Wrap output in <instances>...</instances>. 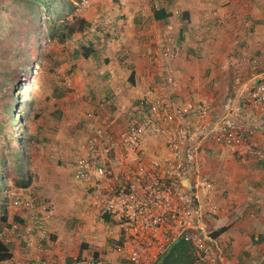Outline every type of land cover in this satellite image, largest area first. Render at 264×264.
Masks as SVG:
<instances>
[{
  "label": "rangeland",
  "instance_id": "rangeland-1",
  "mask_svg": "<svg viewBox=\"0 0 264 264\" xmlns=\"http://www.w3.org/2000/svg\"><path fill=\"white\" fill-rule=\"evenodd\" d=\"M68 1L77 3L78 7L74 14L90 24V31L87 32L88 29H84L83 33L73 36L71 40L65 41L63 44H56L53 38H50L41 27L42 20L38 18L31 27L27 26L25 28V25H28L27 23L31 21V15L22 7L15 6L10 0H0V23L3 26L8 23L11 29L23 31L20 33L22 35L20 40V34L15 35L17 39H13L12 45L4 48L0 47V89L2 90L3 73L10 69H15L17 64H20V66L28 64L31 67L35 66V68H38V77H40V82L44 83V87L43 89L41 87L40 92L43 93L45 90L39 103L41 107L49 90L48 88L53 85L58 87L63 99L60 101L61 104L56 106L58 108V112L55 115L57 117L56 126L50 128L53 136L43 138L45 142L41 140L40 145L35 141H31L26 151L30 157V168L33 169L34 167L37 171L41 161L39 155L42 151L40 150L42 147L46 148V152H48V167L46 166L45 169L46 179H50L51 172L56 170V176L60 174L65 188L76 190L77 193L74 194V197L78 198L76 201L84 204L88 199L89 191L83 185L85 183L79 184L73 178L75 163L79 158H86L90 162L94 161L97 166L104 167L107 171V176L103 183L109 188H115V177L120 179L126 176L123 172L126 169L125 167L134 168L141 161L148 163L153 158H162L171 135V127L164 125L161 119L165 108L162 107L161 109V107H157L155 106L156 104L154 105L150 102L147 90H151L156 95V98H154L156 99L155 102L162 100L165 103L163 105H170L171 114H173L175 106H184L188 102L196 105L200 100H195L193 97H186L183 100L179 99L178 93L175 95L176 90H173L174 83L177 82V80H174L176 76L169 72L168 69L164 70L166 68L163 65L165 62L148 60V51H160L163 55V45H156L155 43L151 47L135 45L137 38L134 35H137L138 32H143V35L151 32L148 25L151 24L149 13H151L152 8L166 5V0H127L125 5H122L118 0ZM110 4L116 9L118 8V15L114 16L117 17V20L112 17L107 22V24L111 25V27L109 26L111 30L108 34L110 36L104 39L102 38V35H104L103 31L100 29L104 27L102 24L104 19L108 18L106 17L105 8L109 7ZM123 8H127L128 11L130 9L131 16L129 18H127L126 14H122ZM137 8H141V19L145 21L135 33L132 28L134 20L132 13ZM136 25L138 27V24ZM165 31V29L157 33L152 31L154 34L152 38H157L158 34L162 38L169 36ZM38 38H40L39 53H37L35 46ZM89 43H93L95 52L88 60H76L75 53L83 46L88 47ZM198 55H200L199 50ZM139 61H141L142 67L139 66V68L143 70L144 79L143 81L141 80L139 83L140 87L137 88L126 82L125 75L137 67ZM19 71L22 74L20 75V91L24 92L26 90L23 95L26 96V100H29L26 113L29 114L28 118L30 119L32 110L29 112V105L32 104L33 108L35 102L37 103L39 100L35 93L31 95L32 88L35 87L36 73L32 71L27 75L23 69ZM239 76L242 79L244 78L241 75H236L235 78ZM227 80L229 81V79ZM29 83L32 85H29ZM13 85H16V82ZM45 86H47V89ZM137 89H146V91L140 90L141 92H139ZM235 94V89L233 88L231 91L223 89L218 93L217 99L221 100L219 102L222 104L226 97ZM29 98H32V100L30 101ZM212 106L215 113H218L220 106H214L213 104ZM189 116L191 120L195 119L193 115L190 114ZM175 120L181 121V116L176 114ZM1 124L3 123L1 122ZM26 125L29 124L27 123ZM132 125L141 130L139 143L136 147L129 148L124 146V144H119L116 149L113 148L105 154L104 149L107 148V143L101 140L96 145L95 151L89 150L90 140L95 135L96 130L99 129L103 134L109 133L111 141L115 143L116 138L119 135H125ZM18 136L24 138L26 134L22 132ZM2 137L0 133V147L3 145ZM108 144L110 143L108 142ZM215 146H217L215 143L209 141L204 148L202 175L207 178V181H210L211 185H213L215 180L219 185L218 178H215L216 176L218 177L219 171L218 169L214 171L219 165L224 170L222 183L226 185L230 180V176L232 178H234V175L238 176L233 174V171L239 165L234 163L233 157V160L228 159V156L224 153V148ZM120 152L123 155V161L115 159L116 154L118 155ZM217 156L221 157V160ZM255 166L260 169L259 163ZM239 168L240 166L237 169ZM31 169L30 172L32 171ZM251 180V176L246 177V182ZM8 184L15 185L13 181H8ZM138 186L144 188L146 184L140 183ZM217 187L216 191H221V201L228 202L230 190H225L223 185L220 188L219 186ZM239 192L244 195V187H241ZM259 192L261 193L262 191ZM0 195L2 199L9 202V197L4 189ZM66 199L69 200L67 196ZM92 205L94 207L93 215L99 218L101 215L97 206L95 204ZM4 208L5 206L2 207L0 199V215L3 214ZM231 210L232 208L228 204L227 208L222 204L217 212H214L212 208L209 211H205L204 230L207 237L215 238L213 237L214 234L220 229L228 227L231 221L229 219ZM87 220L84 215L82 220L70 217L69 219L63 218L61 223L66 224L65 229L70 228L75 232H79L80 230H85ZM220 245L225 246L222 242ZM225 250L227 257L231 260L232 255L229 248L226 247ZM235 263L237 264L238 262Z\"/></svg>",
  "mask_w": 264,
  "mask_h": 264
},
{
  "label": "crops",
  "instance_id": "crops-1",
  "mask_svg": "<svg viewBox=\"0 0 264 264\" xmlns=\"http://www.w3.org/2000/svg\"><path fill=\"white\" fill-rule=\"evenodd\" d=\"M126 2L121 4L125 5ZM162 7L170 17L166 23L157 21L151 10L149 13L151 24L148 25L151 32L144 34L145 38L143 32L134 35L145 21L141 19V8L134 10L133 35L137 38L136 46L151 47L155 43L163 45V51L169 47L172 57L166 58L160 51H148V60L165 62L164 70L168 69L176 76L174 80L177 82L174 83V88L173 84L171 86L176 90L175 95L178 93L179 99L193 97L195 100H205L214 106H220L218 93L223 89L227 91L235 89L236 75H241L244 80L257 78L264 83V0H173L171 3L152 9ZM117 9L112 4L105 8L108 18L105 17L106 20L104 19L102 23L104 27L100 29L103 31L104 39L110 36L108 34L111 25L107 22L112 17L117 20V17H114L118 15ZM122 14H126L129 18L130 9L128 11L127 8H123ZM162 29H165V33L169 36L162 38L158 34L157 38L153 39L152 31L157 33ZM139 66L141 61L125 75L126 82L137 88L144 79L143 70ZM55 88L53 86L46 93L39 119L30 129L33 133H39L42 142H45L43 138L53 136L50 128L56 126L55 114L58 112L56 106H59L63 99L54 98L59 93ZM137 90L146 91V89ZM147 92L149 100L155 101L156 95L151 90ZM248 111L250 114L253 112L251 109ZM254 140L264 148V137L260 133L256 134ZM223 150L228 159L233 157L234 163L240 166L239 169H237L239 166H236L233 171V174L238 176L234 175V178L230 176L228 184L225 185L222 183L224 170L216 164L214 171L218 169L219 174L215 178H218L219 185L215 180L208 192L202 196L203 204L207 210L212 208L214 212L219 211L222 204L226 208L227 204L232 208L229 212L230 224L216 237V240L220 242L221 239L223 241L225 239L221 242L229 248L234 264L235 262L264 264V162L249 158L245 164H242L229 151ZM40 151H42L39 155L41 161L37 171L34 167L31 169L33 182L28 188L36 194L41 203L50 205L43 227L44 236L42 238L37 234L27 236L31 242L30 247H25V244H20L14 239L11 243L1 240L11 247L12 258L0 264H26L31 257H53L65 261L78 259L86 262L93 258L100 264H131L124 259V251L118 252L114 249L120 238L117 225L112 220L103 221L93 215L94 202L89 196L84 204L76 201L78 198L74 197V194L77 191L65 188L63 178L60 174L56 176V170L51 172V177L47 180L45 169L46 166L48 167V152L43 147ZM218 158L221 160V157ZM256 163H259L260 169L255 166ZM247 176H251L252 180L246 182ZM83 185L88 189L87 184ZM221 185L225 186V190H230L228 202L221 201V191H216V187L220 188ZM241 187H244V195L239 192ZM84 215L88 219L84 231L75 232L70 228L65 229L66 224L61 223L63 218L73 217L82 220ZM13 218L12 211L3 212L0 215V228L2 223H10Z\"/></svg>",
  "mask_w": 264,
  "mask_h": 264
},
{
  "label": "built area",
  "instance_id": "built-area-1",
  "mask_svg": "<svg viewBox=\"0 0 264 264\" xmlns=\"http://www.w3.org/2000/svg\"><path fill=\"white\" fill-rule=\"evenodd\" d=\"M163 55L172 57L169 47L164 49ZM234 83L236 94L224 99L218 113L205 100L196 105L188 102L184 106H175L173 114L170 113V105H163L164 101H150L161 109L165 108L161 119L164 125L171 127L163 156L148 163L141 161L134 168L125 167L123 172L126 176L115 177V188L103 183L107 176L104 167L86 158L76 161L74 180L87 184L89 198L97 206L99 214L117 225L120 239L114 249L124 251V259L131 264L156 263L179 239L193 244L197 255L194 264H233L226 255V247L221 246L216 238L207 237L204 230L205 211L209 210L205 208L202 196L211 184L202 175V162L204 148L209 141L229 151L242 164L249 158L264 162V148L254 140L257 133L264 137V83L257 78L243 80L240 76L234 79ZM250 109L253 111L251 114ZM176 114L181 116V121L175 120ZM190 114L194 120L190 119ZM140 132L132 125L114 143L109 133L103 134L98 129L88 148L95 151L101 140L107 143L105 154L119 144L136 147ZM115 159L123 161L121 152ZM140 183L146 186L141 188L138 186ZM9 209L14 218L10 223H2L0 240L11 243L14 239L30 247L27 236H44L43 227L50 205L41 203L33 191L13 189ZM82 263L100 264L93 258L86 262L53 257H31L26 264Z\"/></svg>",
  "mask_w": 264,
  "mask_h": 264
},
{
  "label": "trees",
  "instance_id": "trees-1",
  "mask_svg": "<svg viewBox=\"0 0 264 264\" xmlns=\"http://www.w3.org/2000/svg\"><path fill=\"white\" fill-rule=\"evenodd\" d=\"M15 6L22 7L31 15V21L25 25L31 27L35 21L39 18L42 20L41 27L45 30V33L53 38L56 44H63L65 41H69L77 34L83 33L84 29L90 31V24L84 19L79 18L74 14L78 5L68 0H10ZM81 2L82 0H77ZM173 0H166V3H171ZM153 17L157 21L166 23L170 17L166 9H152ZM69 15L71 16L69 18ZM29 20V19H28ZM27 22V21H26ZM19 26V25H18ZM20 27V26H19ZM23 32V31H22ZM20 29L10 28L7 23L3 26L0 23V47L4 48L13 44V39H17L15 35L22 33ZM25 34V33H24ZM32 35V34H31ZM22 35H19V40ZM39 39L36 42L37 53H39L40 47L38 46ZM35 43V42H34ZM88 47H82L75 53L76 60L83 59L88 60L90 56L95 52L93 43H89ZM36 55V54H35ZM23 66V65H22ZM20 66L16 65L15 69H10L3 73L2 90L0 89V133L3 136V145L0 147V193L4 189L6 192L9 190L7 185L8 181H13L14 187L28 188L33 182V173L30 172V157L27 153V148L31 141L41 144V138L39 133H33L30 131L29 126L26 124H33L39 119L41 112L40 99L44 93L40 92V89L44 87V83L40 82V77L37 76L36 88L32 91L39 99L35 106L32 108V104L29 105L30 119L26 120L28 115L26 110L28 105L25 104L26 99L23 97V93L20 91V80L22 75L20 69L24 72L30 73V65ZM133 76V73H132ZM16 85H13L15 84ZM55 86V85H53ZM49 87L48 89H52ZM56 87V86H55ZM47 89V86H45ZM17 90V93H16ZM57 95L54 98H61L62 93L58 87L55 88ZM19 93V94H18ZM32 93V95H33ZM19 99L21 101H19ZM46 98H44V101ZM48 100V99H47ZM35 101V100H34ZM21 103V109H18V104ZM28 112V111H27ZM55 113V112H54ZM20 115L18 118L17 116ZM56 115V114H55ZM20 118L24 121L25 125H21ZM57 118V117H55ZM1 122L3 124H1ZM23 131L26 137L22 138L18 136V131ZM42 149V148H41ZM15 180V181H14ZM2 207L7 203L6 200L1 198ZM6 212V207L3 210ZM100 220H109L107 216H100ZM225 229H220L213 237H217L222 234ZM119 242H117L118 244ZM12 258V249L9 245L3 243L0 240V263L8 261ZM197 260L195 248L191 241L179 239L173 243L168 252L154 264H194Z\"/></svg>",
  "mask_w": 264,
  "mask_h": 264
},
{
  "label": "clouds",
  "instance_id": "clouds-1",
  "mask_svg": "<svg viewBox=\"0 0 264 264\" xmlns=\"http://www.w3.org/2000/svg\"><path fill=\"white\" fill-rule=\"evenodd\" d=\"M32 71H35V73H36V72H38V68H37V67L35 68V66H32V67L30 68V72H32ZM28 74H29V73H28ZM35 76H36V75H35ZM37 76H38V74H37ZM37 76H36V77H37ZM35 82H36V79H35ZM29 85H30V83H29ZM24 86H25V85H24ZM32 90H33V89H32ZM25 91H26V90H24V92H25ZM24 92H21V93H24ZM32 93H33V91H31V95H32ZM18 94H19V93H18ZM23 97H25V99H26V96L23 95ZM29 99H30V101L32 100V98H29ZM19 101H21V100L19 99ZM26 102H27V103H25V104L28 105L29 100H26ZM18 109H19V110L21 109V103L18 104ZM17 117L19 118L20 115H18ZM28 119H29V118L27 117L26 120H28ZM26 120H24V121H26ZM20 121H21V125H25L24 121H23L21 118H20ZM26 126H27V125H26ZM28 126L30 127V124H29ZM29 129H30V128H29ZM22 132H23V131H20V130H19V131H18V134L21 135ZM7 185L10 186V187H9V190H8L7 192L5 191V193L8 195V197H9V202H10V192H11L13 189L18 188V187H14V186H12L11 184L9 185L8 182H7ZM23 189H29V188H23ZM4 200H5V199H4ZM9 202L6 201V203H7V204L5 205V207H6V211H8V210L11 211V209H9V207H8V206H9Z\"/></svg>",
  "mask_w": 264,
  "mask_h": 264
},
{
  "label": "bare ground",
  "instance_id": "bare-ground-1",
  "mask_svg": "<svg viewBox=\"0 0 264 264\" xmlns=\"http://www.w3.org/2000/svg\"><path fill=\"white\" fill-rule=\"evenodd\" d=\"M34 72H35V71H34ZM37 74H38V72H36V76H37ZM36 76H35V79H36ZM34 84H35V85H34L35 87H33L32 89L36 88V82H35V80H34ZM30 85H32V84L30 83Z\"/></svg>",
  "mask_w": 264,
  "mask_h": 264
}]
</instances>
